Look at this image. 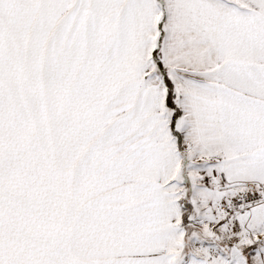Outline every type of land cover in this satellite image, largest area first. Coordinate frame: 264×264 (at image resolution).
I'll list each match as a JSON object with an SVG mask.
<instances>
[{
	"label": "snow or ice",
	"instance_id": "1",
	"mask_svg": "<svg viewBox=\"0 0 264 264\" xmlns=\"http://www.w3.org/2000/svg\"><path fill=\"white\" fill-rule=\"evenodd\" d=\"M0 264H264V0H0Z\"/></svg>",
	"mask_w": 264,
	"mask_h": 264
}]
</instances>
